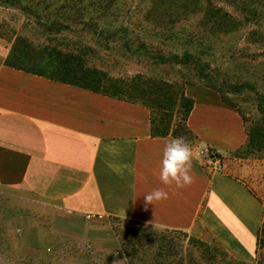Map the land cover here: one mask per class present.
Returning a JSON list of instances; mask_svg holds the SVG:
<instances>
[{
    "label": "crops",
    "instance_id": "0c3cea01",
    "mask_svg": "<svg viewBox=\"0 0 264 264\" xmlns=\"http://www.w3.org/2000/svg\"><path fill=\"white\" fill-rule=\"evenodd\" d=\"M0 77L11 89L0 92V186L59 213L206 233L243 262L264 256V162L227 159L249 141L234 109L195 101L185 126L193 183L181 188L159 179L163 148L174 136L155 133L148 109L49 80ZM204 148L225 158L223 171L202 166L196 150ZM155 188L169 198L145 206L143 196Z\"/></svg>",
    "mask_w": 264,
    "mask_h": 264
},
{
    "label": "rangeland",
    "instance_id": "374dc122",
    "mask_svg": "<svg viewBox=\"0 0 264 264\" xmlns=\"http://www.w3.org/2000/svg\"><path fill=\"white\" fill-rule=\"evenodd\" d=\"M46 1L52 3L46 14L54 17L57 14L54 10L62 2ZM150 1L113 0V11L120 15L112 21L119 18V23L130 25L135 30L127 39L134 46L133 51H129L122 49L125 40L117 38L109 41L87 31L80 33V36L78 33H66L59 44L51 43L38 34V18L25 13L13 1L0 0V76H4V79L5 76H19L18 79L8 78L9 83L25 77L49 80L35 71L25 70L33 66L43 67L40 63L38 65L37 55L32 57L28 67L19 64L24 60L11 59L18 35L31 38L36 45H54L64 51L65 48L77 50L73 48L74 42L78 44V41H83L81 45L89 48V51L85 48L86 52L83 49L80 51L86 55L85 65L97 72L104 87L121 89L122 94L117 96L119 99L102 91L97 93L68 83H56L146 108L151 114L156 134L184 137L190 140L192 149V137H185L186 108L180 96L185 94L194 102L197 99L216 102L234 109L242 118L247 134H250L251 146L244 149L245 146L227 159L264 162V5L259 7L263 17L254 18V13L243 15L235 0H214L218 6L238 18L236 30L212 34L203 14L192 13L177 22L173 34L155 31L147 38L141 31L146 26L143 17ZM47 3L44 0H21L18 4L33 6V12L37 15L43 12ZM189 39L203 44L199 50L204 54L202 59L211 65L208 72L210 81L198 77L190 68L163 64L158 59L160 55H181L184 43ZM142 40L148 45V50H136ZM19 51L18 55H21L25 47ZM244 82L253 85L255 90L236 92L232 88ZM165 83L173 84L177 89H174L175 92L168 91L173 103L160 111L148 94L149 91L153 95V91H147V88L150 84ZM9 85L2 84L0 92L9 94L11 89L5 90ZM127 89L131 91L123 93ZM9 96L21 101L28 99H23L24 95ZM219 120L218 123L224 126L225 119L221 117ZM205 150L209 149H197L196 155ZM200 160L204 168H214L206 166L203 158ZM224 160L217 168L219 171H223L227 165ZM78 211L86 214L84 210ZM0 264H264V256L259 253L255 263L243 262L206 233L194 236L112 216L87 219L59 213L53 206L37 202L17 188L0 186Z\"/></svg>",
    "mask_w": 264,
    "mask_h": 264
},
{
    "label": "trees",
    "instance_id": "16d2710c",
    "mask_svg": "<svg viewBox=\"0 0 264 264\" xmlns=\"http://www.w3.org/2000/svg\"><path fill=\"white\" fill-rule=\"evenodd\" d=\"M13 1V4L19 5L21 10L25 13L29 12V15H33L38 18L36 25L38 26V34L41 37L46 38L51 43L59 44V40L62 39L66 33L76 34L80 36L83 31H87L92 35H100L105 40L120 39L125 40V44L122 45V49L133 51L134 46L129 42L130 34H134L130 25H125L123 22L119 23V18L116 21H112L115 16L120 15L119 12H114L113 0H59L61 6L54 10L57 14L52 17V14H46V11L52 6L51 2L44 0L47 3L42 13L33 12V6H21V0H8ZM17 2V3H14ZM57 1V0H55ZM238 2V8L243 10V15L253 14L261 18L263 13L259 10L260 6L264 5V0H235ZM108 4H107V3ZM257 11V12H256ZM259 11V12H258ZM203 14V19L207 25H210V33H229L236 30V21L238 18L227 12L223 7L218 6L214 0H151L149 6L145 10L144 23L146 26L142 29V33L148 38L153 32L159 31L160 33L173 34L174 27L177 22L183 17H187L188 14ZM54 14V13H53ZM44 20H43V19ZM130 23V22H129ZM81 28V30H79ZM63 41V40H62ZM67 41V40H65ZM74 42L73 48L77 50H70L61 47L41 44L36 45L31 38L24 35H18L14 44V49L10 54L13 61L24 60L19 63L20 65L30 66V60L32 61L34 55H37V63L43 67L34 66L31 69H25L29 72H34L38 75L46 77L53 82L68 83L73 86L88 89L97 93H106L110 97L118 98V94L121 93V89L114 86L102 85V79L97 72L93 69L87 68L85 53L80 51L88 50L89 48ZM78 45V46H76ZM80 45V46H79ZM184 52L180 55L174 53L171 56H161L158 58L161 63H171L174 65H182L184 67L193 70L196 75L207 81L211 80L210 74L211 65L202 59L204 54H201L203 44L193 42V40H187L184 43ZM25 47L24 53L19 54L20 48ZM85 48V49H84ZM39 51L36 53V50ZM85 50V52H86ZM136 50H148V45L142 40L136 47ZM19 60V61H20ZM212 85V84H211ZM212 87H214L212 85ZM232 88L236 92H241L245 89L255 90L254 86L248 82H244L241 85H233ZM175 85L170 83L165 84H150L148 90L153 91L148 94L151 97V102L160 111L164 109L170 103L171 95L168 91H176ZM105 90V91H104ZM131 89L123 91L128 93ZM176 97V95H174ZM181 102L186 108L185 113V126L189 114L193 110L194 100L187 98L185 94L180 96ZM119 99V98H118ZM151 107L150 105H148ZM250 137V134H248ZM251 140L248 141L244 149L249 148ZM260 245L264 243V229L261 233Z\"/></svg>",
    "mask_w": 264,
    "mask_h": 264
},
{
    "label": "clouds",
    "instance_id": "9594fccd",
    "mask_svg": "<svg viewBox=\"0 0 264 264\" xmlns=\"http://www.w3.org/2000/svg\"><path fill=\"white\" fill-rule=\"evenodd\" d=\"M193 149L184 137H173L163 148L159 179L163 185L173 182L178 187L193 183L192 170ZM169 194L164 188H155L143 196L145 206L164 201Z\"/></svg>",
    "mask_w": 264,
    "mask_h": 264
},
{
    "label": "built area",
    "instance_id": "2783aa9c",
    "mask_svg": "<svg viewBox=\"0 0 264 264\" xmlns=\"http://www.w3.org/2000/svg\"><path fill=\"white\" fill-rule=\"evenodd\" d=\"M199 158H203V160L206 162V166L214 167L213 170L217 169L222 165V159L217 156L215 152H212L210 150L202 151L198 154ZM103 216H96V215H88L86 216L87 219H97L101 218Z\"/></svg>",
    "mask_w": 264,
    "mask_h": 264
}]
</instances>
